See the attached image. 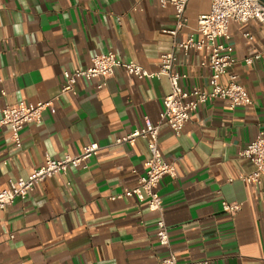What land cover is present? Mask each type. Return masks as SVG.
Instances as JSON below:
<instances>
[{
	"label": "crops",
	"instance_id": "obj_1",
	"mask_svg": "<svg viewBox=\"0 0 264 264\" xmlns=\"http://www.w3.org/2000/svg\"><path fill=\"white\" fill-rule=\"evenodd\" d=\"M210 7L211 0H189L177 40L198 36V18ZM175 20L174 6L159 0H0V114L21 100L52 101L41 122L23 127L20 147L10 128L0 127V189L26 178L46 155L61 159L99 144L87 168L47 178L0 210V264H156L170 252L180 262L264 264V179L245 182L255 165L239 155L264 134V23L229 24V72L251 104L231 108L211 99L180 134L160 126L162 159L175 168L159 182L162 214L135 197H112L138 184L150 154L142 137L117 139L142 127L145 116L159 120L168 78L139 79L118 67L102 87L98 78L80 77L74 91L62 92L64 72L86 69L98 54L158 71L161 55L172 50ZM175 53L184 88L209 89L206 53ZM222 200L241 203V210L224 212ZM161 215L169 246L158 242Z\"/></svg>",
	"mask_w": 264,
	"mask_h": 264
},
{
	"label": "built area",
	"instance_id": "obj_2",
	"mask_svg": "<svg viewBox=\"0 0 264 264\" xmlns=\"http://www.w3.org/2000/svg\"><path fill=\"white\" fill-rule=\"evenodd\" d=\"M189 0H159L162 6L170 3L175 9V27L168 32L174 36L172 50L161 55L160 67L156 72H151L135 62H123L115 57L112 52L93 56L91 65L86 69H76L73 72L65 71V82L62 92L74 91L78 78H98L102 80L99 87L105 85L106 80L113 75L118 67L124 68L128 74L139 78H160L166 76L170 84V92L163 98V108L159 120L153 122L148 116L144 117V125L133 130L125 136L118 138L117 142H134L137 138L146 139L149 157L146 161V171L139 178V182L132 188H126L121 194L112 199L124 196L135 197L139 202H145L151 210L162 214L163 202L158 186L164 175H174L175 168L172 163L162 159L159 149V129L162 124H167L176 134H180L191 114L202 104L211 99H221L231 108L247 106L252 103L248 90L238 81V75L229 72L235 63L233 56L234 47L229 33L230 22L238 24L249 20L264 23L263 0H211L210 11L201 14L198 18L196 36L192 33L185 40H177L176 36L187 22L186 7ZM251 38L249 34H245ZM200 50L206 53L202 65L210 69L207 88H184L181 81L185 78L176 63L175 49ZM264 53V52H263ZM261 53L245 58L246 63L259 59ZM227 76V82L222 77ZM52 105V101L38 102L36 104L18 101L6 105L0 114V127L7 126L11 130V139L18 147L21 146L20 133L28 123H39L43 111ZM99 149L97 142L86 144L75 155L65 154L61 159L46 155L45 160L36 167L26 178L19 177L10 180L9 186L0 189V210L13 203L16 198L24 199L29 192L45 179L54 175L66 174L70 168H87L88 160L96 155ZM239 155L250 160L255 169L242 176L247 183H259L264 179V134L243 147ZM223 211L236 215L241 210V203L222 200ZM157 238L162 246L170 245L169 227L161 215L157 221ZM207 260L189 262L178 261L176 255L170 252L156 264H207Z\"/></svg>",
	"mask_w": 264,
	"mask_h": 264
},
{
	"label": "water",
	"instance_id": "obj_3",
	"mask_svg": "<svg viewBox=\"0 0 264 264\" xmlns=\"http://www.w3.org/2000/svg\"><path fill=\"white\" fill-rule=\"evenodd\" d=\"M264 1V0H263Z\"/></svg>",
	"mask_w": 264,
	"mask_h": 264
}]
</instances>
